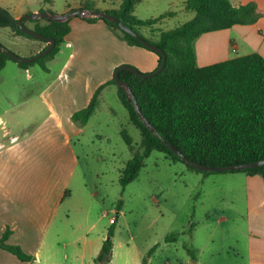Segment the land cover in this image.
Here are the masks:
<instances>
[{
	"label": "crops",
	"instance_id": "0c3cea01",
	"mask_svg": "<svg viewBox=\"0 0 264 264\" xmlns=\"http://www.w3.org/2000/svg\"><path fill=\"white\" fill-rule=\"evenodd\" d=\"M185 1L163 0L159 17L167 16L157 25L174 18L175 8L189 13L184 10ZM143 2L150 0H136L132 15ZM229 2L234 7L254 3L260 18L254 25H234L199 36L193 42L197 67L251 54L264 59V0ZM85 3H66L59 14L75 9L113 10L97 6L86 8ZM34 12L38 10H25L14 14V18L18 20ZM68 25L69 33L58 51L45 61L47 70L42 71L45 77L37 75L33 66L22 68L11 60H7L2 69H8L14 78H10L11 93L0 94V239L8 231L6 243L18 246L31 261L22 263L0 249V264H95L105 241L106 227L101 226V220L107 212L99 202L95 182L87 181L74 144L81 142L91 117L81 126L72 120V115L85 109L101 86L93 114L103 107L111 110L104 96L113 85H103L112 79L117 67L129 65L141 73H151L158 66L154 53L129 46L101 20L87 22L75 17ZM9 32L13 35L10 29ZM14 37L29 44L28 57L39 52L27 39ZM4 80L0 77L1 83ZM27 87L35 90L25 94ZM112 94L121 104L117 88L109 91V95ZM95 137L106 138L99 134ZM99 159L103 160L101 156ZM244 178L241 179L246 195L244 215L221 214L217 221L221 224L234 219L235 226L230 233L233 240L228 246L233 251L232 258L244 259L243 264H264V183L260 176L245 174ZM120 213L116 215H122ZM237 220L243 224L239 228ZM164 239L166 244L176 241L165 242ZM240 241L242 252L231 246L238 247ZM196 261L189 259L187 264H197Z\"/></svg>",
	"mask_w": 264,
	"mask_h": 264
},
{
	"label": "trees",
	"instance_id": "16d2710c",
	"mask_svg": "<svg viewBox=\"0 0 264 264\" xmlns=\"http://www.w3.org/2000/svg\"><path fill=\"white\" fill-rule=\"evenodd\" d=\"M135 2L136 0H123L117 11L108 13L113 14L121 23L146 41L148 40L143 36V31L156 34L157 41L148 42L159 47L166 55L165 66L153 78L143 80L126 71L119 73V79L125 81L130 87L144 118L167 144L173 146L191 162L207 167H223L263 160L264 59L258 54H251L197 67L193 51V42L203 34L229 29L234 25L256 24L260 18L256 5L248 3L234 7L229 0H186L184 10L195 13V17L174 30L163 32L155 26L167 15L152 20L136 19L132 15ZM85 7L91 8L87 4ZM83 20L87 22L101 20L129 46L146 49L114 23L97 18ZM27 22L39 24L32 30L54 39L55 47L48 55L33 63L18 65L27 68L38 64L42 70L46 71L45 61L58 51L64 37L69 33V21L56 23L44 19L27 20L24 22L25 26ZM0 28L10 29L16 37L38 41L22 33L17 20L1 7ZM152 53L158 57L159 66L160 55ZM7 60L10 59L0 52V70L3 69ZM106 85L117 88L119 100L127 110L129 122L138 129L141 137L140 152L133 151L132 158L120 173L118 182L122 190L137 178L145 159L153 151L163 153L171 162L183 163L178 155L144 127L132 103L114 83L113 78L103 86ZM101 89L102 86L96 90L85 109L72 115L74 122L81 126L87 123L94 112V103ZM120 135L129 149H132V141L126 132L122 130ZM185 166L190 171L209 173ZM237 172L249 176H260L264 183V165ZM8 234L9 232L6 231L1 237L0 249L11 253L22 263L30 262L31 257L18 246L6 243ZM112 237L111 229L95 258V264L110 262ZM175 237V235H169L164 240L169 242L175 240ZM184 248L192 261H195L193 252L187 247ZM142 264H146V260H143Z\"/></svg>",
	"mask_w": 264,
	"mask_h": 264
},
{
	"label": "rangeland",
	"instance_id": "374dc122",
	"mask_svg": "<svg viewBox=\"0 0 264 264\" xmlns=\"http://www.w3.org/2000/svg\"><path fill=\"white\" fill-rule=\"evenodd\" d=\"M122 1L0 0V7L14 17V14L25 10L59 14L66 3L80 2L91 7H110L115 11ZM163 7V0L143 2L137 5L133 16L140 20L157 19ZM175 10L177 15L174 18L163 20L156 27L163 32L171 31L195 17V13ZM36 25L39 24L26 23L30 29ZM9 33L8 28L0 29V44L16 55L28 58L29 44L17 41ZM142 33L148 41H157L156 34ZM27 40L34 44L35 51L47 46L43 42ZM32 66L37 75L46 76L38 64ZM9 72L8 69L0 71V77L5 78L4 83L0 82V94L11 93L10 78L14 75ZM115 89V86H110L104 96L105 104L111 110L103 107L96 111L81 142H74L81 167L87 173V181L95 182L99 202L107 212L101 220V226L106 227L105 240L108 231L113 230L112 256L108 264H142L143 260L146 264H187L191 257L184 247L193 252L197 264H243L245 260L232 258L233 251L228 249L233 240L230 233L235 226L234 219L221 224L217 220L221 214L244 215L246 195L241 179H245V174L197 173L188 170L183 163L171 162L163 153L153 151L145 159L137 178L122 190L118 182L120 170L132 158L133 151L140 152L141 137L138 129L129 122L127 110L115 95H109V91L114 92ZM34 90L27 87L24 93ZM122 129L130 137L132 149L122 139ZM95 134L106 138L100 140ZM98 212L99 208L96 214ZM117 212H122V215L117 216ZM110 218L115 219L113 226L109 224ZM236 222L238 228L243 225L239 220ZM170 234L176 236V241L164 243V236ZM239 243L238 247L236 244L231 246L242 252L243 244Z\"/></svg>",
	"mask_w": 264,
	"mask_h": 264
},
{
	"label": "water",
	"instance_id": "95a60500",
	"mask_svg": "<svg viewBox=\"0 0 264 264\" xmlns=\"http://www.w3.org/2000/svg\"><path fill=\"white\" fill-rule=\"evenodd\" d=\"M75 17L83 18V19L97 18V19L106 20L110 23H114L118 26V28L121 31H123V32L129 34L131 37L135 38L146 49L160 55L161 63L151 73H141L137 69H135L129 65H121L115 69L112 78H113L114 83L123 91L125 97L132 103L134 110H135L139 120L144 125V127H146L153 135H155L172 152H174L176 155H178L180 157L181 161L185 165H188V166H190V167H192L198 171H201V172H215V173L244 171L247 169H254V168H257V167L264 165V159H263V160H259V161L255 162V163H243V164L223 166V167H207V166L200 165V164H197V163H194V162L187 160L173 146L167 144L159 136V134H157L155 129L151 126V124L144 118V116L140 112L137 101H136L130 87L128 86V84L125 81H122L119 79V73L121 71L129 72V73H131V74H133V75H135V76H137L143 80L153 78L154 76L158 75L162 71L163 67L165 66L166 55L163 52V50H161L159 47H157V46L149 43L145 39L139 37L130 28H128L123 23H121L113 14H110V13L105 12V11L89 10V9H75V10L69 11L65 14H55L52 12H45V11H39V12L31 13V14H26L17 20V25H18L20 31L29 37H32L38 41H42V42L46 43L47 46L43 50L39 51L37 54H35L31 57H28V58H22L16 54L12 53L11 51H9L5 47H3L1 44H0V52L5 54L11 61H13L17 64H19V63L20 64L33 63L34 61H37L40 58L45 57L46 55H48L53 50V48L55 47V40L52 38H47V37L35 32V31H33L32 29L25 26L24 22L27 20H42V19H44V20H48V21H52V22H56V23H64V22H67V21H69Z\"/></svg>",
	"mask_w": 264,
	"mask_h": 264
},
{
	"label": "built area",
	"instance_id": "2783aa9c",
	"mask_svg": "<svg viewBox=\"0 0 264 264\" xmlns=\"http://www.w3.org/2000/svg\"><path fill=\"white\" fill-rule=\"evenodd\" d=\"M114 220H115V219H110V220H109V223H110V224H113V223H114Z\"/></svg>",
	"mask_w": 264,
	"mask_h": 264
}]
</instances>
